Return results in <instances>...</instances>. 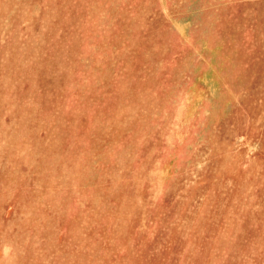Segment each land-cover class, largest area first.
Segmentation results:
<instances>
[{"label": "rangeland", "instance_id": "374dc122", "mask_svg": "<svg viewBox=\"0 0 264 264\" xmlns=\"http://www.w3.org/2000/svg\"><path fill=\"white\" fill-rule=\"evenodd\" d=\"M0 264H264V0H0Z\"/></svg>", "mask_w": 264, "mask_h": 264}]
</instances>
